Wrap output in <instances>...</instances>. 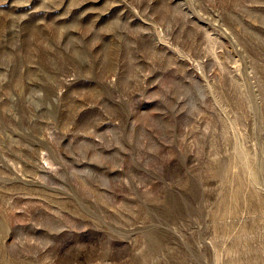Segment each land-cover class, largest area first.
<instances>
[{"label":"rangeland","instance_id":"obj_1","mask_svg":"<svg viewBox=\"0 0 264 264\" xmlns=\"http://www.w3.org/2000/svg\"><path fill=\"white\" fill-rule=\"evenodd\" d=\"M0 264H264V0H0Z\"/></svg>","mask_w":264,"mask_h":264}]
</instances>
